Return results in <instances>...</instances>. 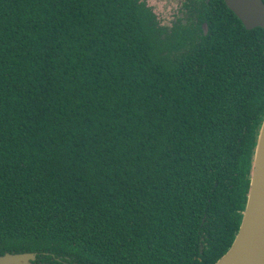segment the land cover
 <instances>
[{
    "label": "trees",
    "instance_id": "obj_1",
    "mask_svg": "<svg viewBox=\"0 0 264 264\" xmlns=\"http://www.w3.org/2000/svg\"><path fill=\"white\" fill-rule=\"evenodd\" d=\"M179 20L143 0H0V254L215 264L231 247L264 119V28L224 0Z\"/></svg>",
    "mask_w": 264,
    "mask_h": 264
},
{
    "label": "water",
    "instance_id": "obj_2",
    "mask_svg": "<svg viewBox=\"0 0 264 264\" xmlns=\"http://www.w3.org/2000/svg\"><path fill=\"white\" fill-rule=\"evenodd\" d=\"M247 29L264 28V0H224ZM205 33L208 24H204ZM36 251L0 254V264H33ZM215 264H264V119L261 125L242 221L231 247Z\"/></svg>",
    "mask_w": 264,
    "mask_h": 264
},
{
    "label": "rangeland",
    "instance_id": "obj_3",
    "mask_svg": "<svg viewBox=\"0 0 264 264\" xmlns=\"http://www.w3.org/2000/svg\"><path fill=\"white\" fill-rule=\"evenodd\" d=\"M148 4L153 7L158 20L162 24L170 25L174 18L179 15V0H147Z\"/></svg>",
    "mask_w": 264,
    "mask_h": 264
},
{
    "label": "flooded vegetation",
    "instance_id": "obj_4",
    "mask_svg": "<svg viewBox=\"0 0 264 264\" xmlns=\"http://www.w3.org/2000/svg\"><path fill=\"white\" fill-rule=\"evenodd\" d=\"M143 1H145V3L153 9V7L147 3L148 2L147 0H143ZM202 1L203 0H179V2H180L179 15L176 18H174L172 21V24H170L168 26H172L175 22L180 21L179 19H181L185 23H187L193 19L197 20V15L199 13V8L202 6ZM206 1H210V0H206ZM154 13H156V12L154 11ZM205 23H207V22L204 21L202 23L203 28H204ZM164 25H166V24H164Z\"/></svg>",
    "mask_w": 264,
    "mask_h": 264
},
{
    "label": "clouds",
    "instance_id": "obj_5",
    "mask_svg": "<svg viewBox=\"0 0 264 264\" xmlns=\"http://www.w3.org/2000/svg\"><path fill=\"white\" fill-rule=\"evenodd\" d=\"M153 2H155V0H153Z\"/></svg>",
    "mask_w": 264,
    "mask_h": 264
}]
</instances>
